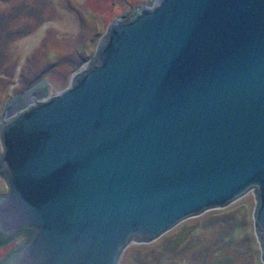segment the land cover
I'll return each mask as SVG.
<instances>
[{"label": "water", "instance_id": "95a60500", "mask_svg": "<svg viewBox=\"0 0 264 264\" xmlns=\"http://www.w3.org/2000/svg\"><path fill=\"white\" fill-rule=\"evenodd\" d=\"M0 264H119L253 191L264 262V0H151L67 88L0 113Z\"/></svg>", "mask_w": 264, "mask_h": 264}, {"label": "rangeland", "instance_id": "374dc122", "mask_svg": "<svg viewBox=\"0 0 264 264\" xmlns=\"http://www.w3.org/2000/svg\"><path fill=\"white\" fill-rule=\"evenodd\" d=\"M149 1L128 0L134 8ZM123 2H0V113L8 99L40 81L56 91L70 86L72 75L90 63L109 23L128 9L129 4H119ZM25 25L30 26L27 32ZM31 34L36 37L29 39ZM6 192L0 178V195ZM255 205L250 191L225 208L184 219L153 242L132 243L119 264H264ZM7 250L0 249V259Z\"/></svg>", "mask_w": 264, "mask_h": 264}, {"label": "flooded vegetation", "instance_id": "af4514ba", "mask_svg": "<svg viewBox=\"0 0 264 264\" xmlns=\"http://www.w3.org/2000/svg\"><path fill=\"white\" fill-rule=\"evenodd\" d=\"M116 3V2H115ZM115 3H114V5H115ZM120 5H122V6H124L125 4H129V2H128V0H124V2L123 3H119ZM128 6V9H131L132 7H133V5L132 4H129V5H127ZM124 8V7H123ZM125 10L123 13H125V12H129L130 10ZM121 15V14H120ZM18 244V241L16 240V241H14L13 243H10V244H8L5 248H1V249H7L8 248V250L6 251V253L10 250V249H12V248H14L16 245ZM5 253V254H6Z\"/></svg>", "mask_w": 264, "mask_h": 264}, {"label": "crops", "instance_id": "0c3cea01", "mask_svg": "<svg viewBox=\"0 0 264 264\" xmlns=\"http://www.w3.org/2000/svg\"><path fill=\"white\" fill-rule=\"evenodd\" d=\"M0 2L3 3V0H1ZM3 5H4V4H2V6H1L0 9H2ZM6 5H7V4H6ZM40 27H41V26H40ZM40 27H39V28H40ZM41 30H43V29H41ZM40 32L43 33L42 31H40ZM31 37H36V36H35V35L32 36V34H31V35H29V39H30Z\"/></svg>", "mask_w": 264, "mask_h": 264}, {"label": "trees", "instance_id": "16d2710c", "mask_svg": "<svg viewBox=\"0 0 264 264\" xmlns=\"http://www.w3.org/2000/svg\"><path fill=\"white\" fill-rule=\"evenodd\" d=\"M25 26H23V27H25ZM28 28H30V26H26V28H24L25 29V32H27L29 30Z\"/></svg>", "mask_w": 264, "mask_h": 264}, {"label": "clouds", "instance_id": "9594fccd", "mask_svg": "<svg viewBox=\"0 0 264 264\" xmlns=\"http://www.w3.org/2000/svg\"><path fill=\"white\" fill-rule=\"evenodd\" d=\"M161 2H162V0H161Z\"/></svg>", "mask_w": 264, "mask_h": 264}]
</instances>
